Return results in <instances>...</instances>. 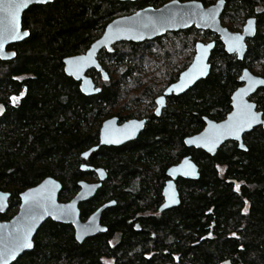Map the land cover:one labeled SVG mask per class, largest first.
Wrapping results in <instances>:
<instances>
[{
  "label": "trees",
  "instance_id": "16d2710c",
  "mask_svg": "<svg viewBox=\"0 0 264 264\" xmlns=\"http://www.w3.org/2000/svg\"><path fill=\"white\" fill-rule=\"evenodd\" d=\"M170 1L60 0L24 14L29 38L8 47L16 54L14 60L0 59V191L11 193L1 221L17 214L21 193L48 177L62 183V203L72 200L79 182L95 177L81 170V156L99 144L102 122L129 95L127 103L139 105L133 74L161 59L153 95V88L174 82L188 65L201 37L194 28L144 43H118L111 53L101 51L98 59L111 82L92 73L102 89L94 97L84 96L64 71V59L85 54L113 20ZM197 1L211 6L219 0ZM225 1L222 18L234 27L257 19L258 33L245 60L227 55L217 43L206 80L173 96L161 118H153L135 142L103 147L91 156L87 164L105 168L108 178L93 199L81 204V218L115 201L102 216L106 233L79 244L72 226L49 220L35 237L34 250L14 264H264V133L255 130L246 136L247 152L229 143L212 157L184 146L187 136L202 130L203 117L220 120L229 113L230 94L245 66L259 63L264 73V0ZM258 95L264 110V90ZM188 155L199 166L200 179L179 182L178 208L161 217H144L162 201L167 169ZM117 235L119 241L112 242Z\"/></svg>",
  "mask_w": 264,
  "mask_h": 264
},
{
  "label": "water",
  "instance_id": "95a60500",
  "mask_svg": "<svg viewBox=\"0 0 264 264\" xmlns=\"http://www.w3.org/2000/svg\"><path fill=\"white\" fill-rule=\"evenodd\" d=\"M60 0H28L27 7L21 9L17 18L16 31L20 34L14 38L7 34V21L9 19L6 6L9 0H0V59L3 61H11L16 58L13 51H9L8 47L27 40L30 32L23 29L24 14L33 6L53 4ZM120 2L136 3L144 0H118ZM226 1L219 0L216 4L209 7L205 6L201 1L192 0L180 2L178 0L171 1L160 8L146 7L138 10L132 15L122 16L109 23L103 35L96 40L89 50L82 55L67 57L64 59L65 74L73 78L77 82H81V93L86 97H92L101 93L100 88H96L93 79L87 76L88 71L95 69L100 72L104 80L109 78L101 66L98 55L101 51L113 52V46L122 42L144 43L153 41L157 38L164 37L168 33L179 32L195 26L198 30H210L221 37V41L225 46L228 54H237L239 60H243L247 51V38H253L257 32L256 19L253 21L250 31L243 34L232 33L221 24V16L225 10ZM209 14H214V19L209 18ZM24 33H27L24 35ZM240 36L242 39L238 42L234 41V37ZM230 45L236 47L242 45L238 51H230ZM201 46H204L203 48ZM215 44L197 45V53L193 63L184 71L180 80L170 86L165 96L172 94L180 95L188 91L199 81L206 79L211 71L209 59ZM91 56L89 57V54ZM85 58L82 62L77 63L79 58ZM201 57V59H197ZM71 62V63H70ZM195 65V68H194ZM203 69V74L200 70ZM188 73L189 75H185ZM107 77V78H105ZM245 82V86L241 87L232 97L233 110L228 115L226 121L216 123L206 119L208 125L202 133L189 137L185 140V144L189 148L202 149L211 155H215L219 147L225 142L232 140L238 141L240 149L246 151L243 143V135L252 131L254 127L263 125L262 114L256 112V106L247 101V98L254 94L259 88L264 87V81L255 77L248 70H245L241 78ZM181 85H183L181 87ZM251 85V86H250ZM241 89H247L241 95ZM162 101V103H161ZM242 104L252 105L251 111L257 115V122L250 127H244L238 132H229L225 125L235 123L239 107ZM160 105H165V97L161 98ZM161 108L158 109L157 115H160ZM117 119H110L103 123L100 131V144L82 154V159L87 162L91 156L98 152L101 147H119L131 141H134L143 130L145 122H130L122 126H118ZM205 137L214 138V143H205ZM111 141V142H105ZM211 148V151L209 150ZM83 172H94L98 176L97 183H90L85 180L79 182V192L75 197L67 203L60 201V194L63 185L60 181L53 177L44 179L37 186L30 188L20 195L21 204L18 213L10 221L0 220V264H14L26 253L32 252L35 248V237L40 231L43 224L51 220L58 224L72 226L75 231V239L79 244L85 240L95 237L98 234L107 232V227L101 224L102 215L105 210L114 207L115 201L109 202L101 206L86 221L81 218L80 205L93 199L108 178L105 169L82 165ZM170 180L164 189L165 204L161 207V211L179 207L181 204L180 194L177 189L176 180L183 178L185 180L198 181L201 177L199 168L191 157L184 158L180 164L170 168L167 172ZM11 193L0 191V216L6 214L10 207ZM30 227L27 232V240L31 247H15L14 238L23 233ZM11 252V254H9Z\"/></svg>",
  "mask_w": 264,
  "mask_h": 264
},
{
  "label": "flooded vegetation",
  "instance_id": "af4514ba",
  "mask_svg": "<svg viewBox=\"0 0 264 264\" xmlns=\"http://www.w3.org/2000/svg\"><path fill=\"white\" fill-rule=\"evenodd\" d=\"M172 1H174V0H172ZM179 1V0H178ZM171 2V1H170ZM181 2V1H180ZM184 2H187V1H184ZM169 3V2H168ZM217 3V2H216ZM215 3V4H216ZM167 4V3H166ZM165 5V4H164ZM163 5V6H164ZM214 5V4H213ZM147 7H149V6H147ZM162 7V6H161ZM207 7H209V6H207ZM146 8V7H145ZM160 8V7H159ZM223 14H224V12H223ZM223 14H222V16H221V18H220V20H221V24H222V26L223 27H225V28H227L229 31H231L232 33H239V34H243V32H244V28H245V26L247 25V22L250 20V19H256V18H248L247 20H246V22H245V24L241 27V28H236V27H234L233 26V24L231 23V21H224L223 20ZM256 21H257V19H256ZM192 28H194V29H196L198 32H200L201 33V37L197 40V42H196V44H195V47H194V49H193V53H191V57L189 58V62H188V65L183 69V70H181V72L179 73V75H178V78L174 81V82H172V83H170L169 85H167V86H165L164 88H153V95L152 94H150V91H151V88H152V85L154 84V82H155V79H158V78H156V71H157V69L155 70V67H156V64H160V62H161V59L160 58H156V62L155 63H152L150 66H146V69L145 68H142V70H141V73H134L133 74V77L134 78H137L136 80H137V82L136 83H138V85H139V87L138 88H136L135 89V92H136V95H137V99L139 100V105H137L136 107H134V105H130V104H128L127 102H128V100H129V98H130V95L129 96H127V98H125L124 99V101L123 102H121L120 104H119V106H118V108H116V112L114 113V115L113 116H111V117H109V118H106L103 122H102V125H103V123L104 122H106L107 120H110V119H117L118 121H117V124H118V126H122V125H125V124H127V123H130V122H133V121H136V122H145V125H144V128H143V130H141V132L139 133V136L137 137V139L136 140H138L139 139V137L145 132V130H146V128H147V126H148V124L152 121V119L153 118H156V119H159V118H161V116L163 115V113L165 112V110L168 108V106H169V101H170V99L174 96V97H180V96H182V95H184V94H186L190 89H192V88H190L188 91H186L185 93H183V94H180V95H175V94H172V95H170V96H165V92H166V90L170 87V86H172L173 84H176L179 80H180V76H181V74L184 72V71H186L189 67H190V65L193 63V61H194V58H195V55H196V53H197V45L199 44V43H202V44H204V45H209V44H211V43H214L215 44V46H214V49H213V51L211 52V57H210V59H209V64L211 65V71H212V67H213V62H212V58H213V53H214V51H215V48H216V46H217V43H220L221 45H222V47H223V49H224V52L227 54V55H229V56H235V58L237 59V61H239V62H243L244 60H245V58H246V55H247V52H248V47H249V45H250V42L256 37V35H257V33H258V24H257V32H256V35H255V37H253V38H247L246 39V44H247V51H246V54H245V56H244V59L243 60H239V58H238V55L235 53V54H232V55H230V54H228L227 52H226V50H225V46H224V44H223V42L221 41V37L218 35V34H216V33H214V32H212V31H210V30H198L195 26H193V27H191V28H189V29H192ZM189 29H186V30H182V31H179V32H184V31H187V30H189ZM179 32H172V33H179ZM167 35V34H166ZM162 38V37H161ZM148 42V41H147ZM154 52H156V51H154ZM153 57V56H152ZM154 57H155V55H154ZM100 62V61H99ZM64 64V63H63ZM100 64H101V62H100ZM251 66L250 67H247V66H245L242 70H241V72H240V74H239V76H238V82H239V86L235 89V90H233L232 91V93L230 94V101H229V105H230V111H229V113L228 114H226L223 118H221L220 120H214V119H212V118H210V117H203V128H202V130L201 131H199L197 134H194V135H191V136H187L185 139H184V146L187 148V149H189V150H199V151H202V152H204L205 154H207L208 156H212V157H214V156H216L217 154H218V152H219V150L222 148V147H224L225 145H227V144H229V143H232V144H235L236 146H237V149L239 150V151H241V152H247L248 151V148H247V146H246V136L247 135H249V134H251V133H253L255 130H261L263 133H264V127H263V125H261V126H258V127H254L253 129H252V131H250V132H247V133H245L244 135H243V143H244V145H245V147H246V151H244V150H241L240 149V144H239V142L238 141H232V140H229V141H227V142H225L224 144H222L220 147H219V149L217 150V152H216V154L215 155H211V154H209V153H207L206 151H204V150H202V149H196V148H194V147H192V148H189V147H187L186 146V144H185V140L187 139V138H189V137H193V136H195V135H198V134H200V133H202L203 132V130L207 127V125H208V123H207V121H206V119H208V120H210V121H213V122H216V123H222V122H224V121H226V119H227V117H228V115L232 112V110H233V106H232V103H233V100H232V97H233V95L241 88V87H243V86H245V82H242L241 81V78H242V76H243V73H244V71L245 70H248L249 72H251V74L252 75H254L255 77H258V78H261V79H263L264 80V73L262 72L263 71V69H262V65L261 64H259V63H256V64H250ZM101 66H102V64H101ZM103 67V66H102ZM103 69H104V67H103ZM105 70V69H104ZM155 70V71H154ZM211 71H210V74H211ZM105 72L108 74V76H109V78L107 79V80H104L103 79V76H102V74L100 73V72H98V71H96L95 69H92V70H90V71H88V73H87V76L88 77H90V78H92L93 79V81H94V83L96 84V88H100L101 89V87H99L98 86V83H97V80L92 76V73H99L100 74V77H101V80H102V82H106V83H108V82H111V76H110V74L105 70ZM209 74V75H210ZM209 77V76H208ZM207 77V78H208ZM129 78V77H128ZM206 78V79H207ZM73 79V78H72ZM206 79H204V80H206ZM74 80V79H73ZM75 81V80H74ZM201 81H203V80H201ZM75 82H77V81H75ZM200 82V81H199ZM198 82V83H199ZM77 83H79V89H80V87H81V82H77ZM158 89H160V90H158ZM102 90V89H101ZM262 90H264V87H261V88H259L254 94H252V95H250L248 98H247V101L249 102V103H251V104H254L255 106H256V112L257 113H261L262 114V120L264 121V110L260 107V105H259V93L262 91ZM80 92H81V90H80ZM134 92V93H135ZM95 96H97V95H95ZM92 97H94V96H92ZM163 97H165V105L164 106H161L160 105V100H161V98H163ZM154 101V103H153V106L151 105V103ZM159 108H161V112H160V115H157V111H158V109ZM102 125H101V127H100V131H101V128H102ZM136 140H134V141H131V142H129V143H127V144H125V145H123V146H119V147H115V146H111V147H108V148H121V147H124V146H126V145H128V144H131V143H133V142H135ZM99 144H100V132H99ZM98 144V145H99ZM97 145V146H98ZM95 147V146H94ZM93 148V147H92ZM101 148H103V147H101ZM186 157H191L192 158V156H190V155H188V156H186ZM186 157H184V158H186ZM183 158V159H184ZM182 159V160H183ZM90 160V159H89ZM181 160V161H182ZM192 160H193V158H192ZM194 161V160H193ZM88 162V161H87ZM87 162H85V164L86 165H88L87 164ZM195 162V161H194ZM181 163V162H180ZM180 163H178V164H180ZM178 164H176V165H178ZM195 164H196V162H195ZM176 165H174V166H176ZM197 165V164H196ZM88 166H91V165H88ZM174 166H171V167H169L168 169H167V171H166V177H167V179H166V181H165V183H164V185H163V188H162V192H161V197H162V201H161V203L158 205V207H157V210H147L145 213H144V217H161L162 216V214H164V213H166V212H169V211H171V210H173V209H176V208H178V207H175V208H171V209H168V210H165V211H161V207L165 204V197H164V195H163V192H164V189H165V187H166V185H167V182L170 180V178L167 176V172H168V170L170 169V168H172V167H174ZM198 166V165H197ZM91 167H94V166H91ZM94 168H96V169H99V168H102V169H105V168H103V167H94ZM198 168H199V166H198ZM106 170V169H105ZM218 171H219V173L220 174H224V171H225V168L224 167H222V166H220L219 168H218ZM106 172H107V170H106ZM199 172H200V168H199ZM85 173H88V172H85ZM92 173H94V172H92ZM107 174H108V172H107ZM94 175H95V177L93 178V182H90L89 180H85V181H87V182H90V183H97L98 182V176H97V174L96 173H94ZM201 175V174H200ZM193 181V180H185V179H183V178H179V179H177L176 180V185H177V189H178V191H179V194H180V190H179V182L180 181ZM82 181V180H81ZM240 183H237L236 181H235V186H236V188H237V186H239L237 189H240ZM78 187H79V185H78ZM79 190H80V188H79ZM79 190H78V192H79ZM77 192V193H78ZM180 200H181V194H180ZM112 202V201H111ZM181 202H182V200H181ZM107 203H109V202H107ZM106 204V203H105ZM104 205V204H103ZM102 205V206H103ZM181 205V204H180ZM81 206V205H80ZM101 207V206H100ZM99 207V208H100ZM98 208V209H99ZM112 208V207H111ZM97 209V210H98ZM81 210V209H80ZM96 210V211H97ZM95 211V212H96ZM94 212V213H95ZM93 214V213H92ZM91 214V215H92ZM90 215V216H91ZM89 216V217H90ZM103 216V215H102ZM88 217V218H89ZM87 218V219H88ZM86 219V220H87ZM86 220H83V221H86ZM101 224L104 226V224L102 223V219H101ZM135 230H140V225L139 224H136V226H135ZM97 236V235H96ZM119 238H120V235H117L116 237H115V239H113L112 240V242H114V243H117L118 241H119ZM152 255V254H151ZM150 256V255H149Z\"/></svg>",
  "mask_w": 264,
  "mask_h": 264
},
{
  "label": "snow or ice",
  "instance_id": "6c2138e0",
  "mask_svg": "<svg viewBox=\"0 0 264 264\" xmlns=\"http://www.w3.org/2000/svg\"><path fill=\"white\" fill-rule=\"evenodd\" d=\"M28 5V0H9V3L6 6V11L7 15L9 17L7 21V34L10 36H13L14 38L18 37L20 34L16 31L17 29V18L18 15L21 11V9L27 7ZM209 18L214 19V14H209ZM253 24V21L248 22V27L245 29V31H250L251 26ZM27 33H24L26 35ZM242 39L240 36L234 37V41L238 42ZM202 48L204 46H201ZM242 47V45H238L236 47H233L230 45L229 50L230 51H238L239 48ZM91 56V53L89 54V57ZM85 58L81 57L77 61V63L82 62ZM198 60L201 59V57L197 58ZM71 63V62H70ZM195 68V65H194ZM201 74H203V69L200 70ZM185 75H189L188 73H185ZM107 78V77H105ZM264 83V81H261ZM183 85H181L182 87ZM251 86V85H250ZM247 89H241V95L246 92ZM15 100V98H13ZM162 103V101H161ZM239 107V111L237 114V119L235 123H231L228 125H225L224 127L226 128L227 131L229 132H238L244 127H250L253 123L257 122V115L251 111L252 105L249 104H242ZM105 142H111V141H105ZM205 143H214V138L212 137H205ZM211 151V148H209ZM239 186H237L238 188ZM30 227L25 229L23 233L18 234L14 238V246L19 248V247H31V244L27 240V232L30 231ZM11 254V252L9 253Z\"/></svg>",
  "mask_w": 264,
  "mask_h": 264
},
{
  "label": "rangeland",
  "instance_id": "374dc122",
  "mask_svg": "<svg viewBox=\"0 0 264 264\" xmlns=\"http://www.w3.org/2000/svg\"><path fill=\"white\" fill-rule=\"evenodd\" d=\"M89 181H90V182H93V179H90ZM18 211H19V209H17V213H18Z\"/></svg>",
  "mask_w": 264,
  "mask_h": 264
}]
</instances>
